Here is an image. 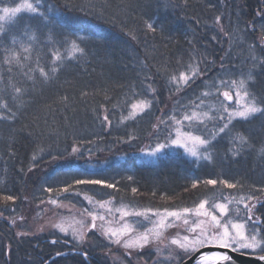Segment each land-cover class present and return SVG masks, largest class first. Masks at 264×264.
Wrapping results in <instances>:
<instances>
[{
	"label": "trees",
	"instance_id": "1",
	"mask_svg": "<svg viewBox=\"0 0 264 264\" xmlns=\"http://www.w3.org/2000/svg\"><path fill=\"white\" fill-rule=\"evenodd\" d=\"M22 1L31 10L0 18V264H117L97 239L16 234L47 197L87 206L81 191L158 211L236 200L263 254L264 0H0V11ZM236 80L258 111L217 120L209 158L141 160L212 100L209 86ZM146 254L125 259L170 264Z\"/></svg>",
	"mask_w": 264,
	"mask_h": 264
},
{
	"label": "rangeland",
	"instance_id": "2",
	"mask_svg": "<svg viewBox=\"0 0 264 264\" xmlns=\"http://www.w3.org/2000/svg\"><path fill=\"white\" fill-rule=\"evenodd\" d=\"M31 8L28 1H22L2 9L0 18H9ZM190 79L191 74H182L174 80L181 85ZM222 92L230 96L229 101ZM205 94L212 100L196 104L197 107L194 106L180 121H175L166 139L143 148L139 153L142 161L152 163L164 153L175 150L191 159L209 158L206 148L217 133L213 127L217 120L244 119L258 111L242 80L209 86ZM147 105V102H136L130 116L141 113ZM185 125L196 129L186 130ZM197 129H201V134L196 133ZM94 182L101 186L105 184ZM80 195L87 206L80 201L78 205L56 201L54 197L39 201L29 213L18 216L17 236L41 232L58 234L72 239L78 248L97 239L105 247L103 254L117 264H127L125 257L136 263L138 252H147L146 257L152 256L156 260L167 257L170 264H175L180 257L192 254L202 245L221 246L248 254H259L261 249L262 237L258 229L244 219V204L236 200L228 203L205 200L191 209L158 211L123 206L86 191H81ZM151 252L153 255L149 254Z\"/></svg>",
	"mask_w": 264,
	"mask_h": 264
},
{
	"label": "water",
	"instance_id": "3",
	"mask_svg": "<svg viewBox=\"0 0 264 264\" xmlns=\"http://www.w3.org/2000/svg\"><path fill=\"white\" fill-rule=\"evenodd\" d=\"M222 96L227 99V101L230 100V96H228L226 92H222ZM211 252L219 254V258L214 262V264H264V253L248 254L215 245H202V247L195 250L179 264H196L200 257Z\"/></svg>",
	"mask_w": 264,
	"mask_h": 264
},
{
	"label": "bare ground",
	"instance_id": "4",
	"mask_svg": "<svg viewBox=\"0 0 264 264\" xmlns=\"http://www.w3.org/2000/svg\"><path fill=\"white\" fill-rule=\"evenodd\" d=\"M219 258V254L216 252H211L203 255L200 257L198 260L199 263L201 264H214V262Z\"/></svg>",
	"mask_w": 264,
	"mask_h": 264
}]
</instances>
